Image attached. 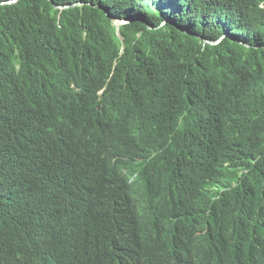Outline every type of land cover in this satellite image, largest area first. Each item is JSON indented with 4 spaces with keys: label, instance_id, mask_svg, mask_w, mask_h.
Masks as SVG:
<instances>
[{
    "label": "trees",
    "instance_id": "obj_1",
    "mask_svg": "<svg viewBox=\"0 0 264 264\" xmlns=\"http://www.w3.org/2000/svg\"><path fill=\"white\" fill-rule=\"evenodd\" d=\"M13 1L0 264H264V0Z\"/></svg>",
    "mask_w": 264,
    "mask_h": 264
},
{
    "label": "clouds",
    "instance_id": "obj_2",
    "mask_svg": "<svg viewBox=\"0 0 264 264\" xmlns=\"http://www.w3.org/2000/svg\"><path fill=\"white\" fill-rule=\"evenodd\" d=\"M123 22H127V21H123ZM129 22V21H128ZM118 23V21H116V24ZM127 24V23H126ZM118 25V24H117ZM121 25V24H120ZM124 25V24H123ZM224 37V36H223ZM220 41V40H219ZM218 41V42H219ZM209 42V41H208ZM216 43V42H215ZM3 231H4V237H3V240H2V243H3V247L11 252V253H16V251L19 250V240H18V237H16L10 230V227L8 226H5L3 228ZM30 240L32 241V238L30 237ZM33 240H34V244L36 245L37 244V239L36 237H33Z\"/></svg>",
    "mask_w": 264,
    "mask_h": 264
},
{
    "label": "water",
    "instance_id": "obj_3",
    "mask_svg": "<svg viewBox=\"0 0 264 264\" xmlns=\"http://www.w3.org/2000/svg\"><path fill=\"white\" fill-rule=\"evenodd\" d=\"M17 1H18V0H14V1L11 2V3H7V4H4V5H13V4H15ZM55 9H57V10H67L68 8H59V7H55ZM118 23L121 24V25H123V24L128 23V21H127V22L118 21ZM207 42H208V41H207ZM208 43L211 44V45H214V44H217L218 42H216V43L208 42Z\"/></svg>",
    "mask_w": 264,
    "mask_h": 264
},
{
    "label": "rangeland",
    "instance_id": "obj_4",
    "mask_svg": "<svg viewBox=\"0 0 264 264\" xmlns=\"http://www.w3.org/2000/svg\"><path fill=\"white\" fill-rule=\"evenodd\" d=\"M118 25H120L119 23H117Z\"/></svg>",
    "mask_w": 264,
    "mask_h": 264
}]
</instances>
